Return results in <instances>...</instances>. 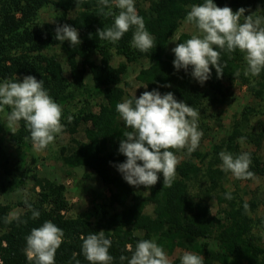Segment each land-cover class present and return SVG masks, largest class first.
Masks as SVG:
<instances>
[{
	"label": "trees",
	"instance_id": "obj_1",
	"mask_svg": "<svg viewBox=\"0 0 264 264\" xmlns=\"http://www.w3.org/2000/svg\"><path fill=\"white\" fill-rule=\"evenodd\" d=\"M142 2L134 0L137 14L144 18L146 28L157 44L148 53L131 47L133 30H129L116 44L99 40L97 29L111 26L113 17L101 14L98 0H84L79 7L75 0H0V82L5 79L22 80L26 75L44 80V88L62 107L61 123L65 126L64 132L70 135L68 144L61 148L63 161L67 165L90 168L109 190L108 201L100 207L94 206L93 219L73 217L68 214L70 204L65 196V186L47 178L40 179L33 172L32 178L40 189L27 200L33 209L40 212V216L32 219V211L23 199L19 202L23 208L19 216L20 221L26 223L16 220L5 223L11 206L0 203V264H32L24 252L26 236L32 228L45 221H52L64 233L63 242L55 254V264H76L77 260L80 264H90L82 253L80 237L98 234L101 230L112 242L109 249L113 257L111 264H128L127 260L121 262L119 259L121 255L131 258L132 252L126 246L131 244L134 250L138 241L152 240L154 236L168 238L174 245L187 249L196 248L202 239H214L221 247L219 251L196 254L203 257V264H264V247L255 244L251 238L253 226L257 223L251 213L257 204L225 187L230 172L220 169L222 145H215L211 153L203 151L199 144L191 155L186 150L170 149L179 159L170 188H163L162 173L158 174L155 186L146 188L128 184L118 171L116 165L127 159L119 152L120 141L124 139L122 133L131 129L119 119L116 104L134 96L129 90L131 84L124 79L131 62L145 58L153 61L140 69L137 79L147 85V91L172 92L178 101H184L197 110L200 114L198 130H206V120L213 114L211 109L218 103L219 95L224 94L225 81L235 79L237 70L241 75L236 79L249 83L255 95L264 99V70L258 77H245L243 70L246 64L239 50L231 54V59L228 53H222V62H227L223 77L218 78L212 67L211 77L203 84L192 77L191 67L187 71L175 69V54H167L166 48L191 6L204 0H151L149 6ZM214 2L218 6L227 4L233 11L243 7L247 9L245 15L255 12L264 16V0ZM44 7H52L62 15L55 22L43 21L40 12ZM112 11L118 13L119 10L113 6ZM72 12L75 14L70 17ZM65 23L78 29L81 43L74 48L70 41L61 43L55 39L57 25ZM192 35L182 32L177 43ZM53 47H59V53L47 54L46 50ZM91 52L98 53V62L91 59ZM114 54L125 60L115 65ZM65 63L69 66L70 78L65 75ZM87 73L93 82L91 86L85 81ZM251 78L256 80L255 86ZM92 90H96L101 98L97 110L89 103L79 110L71 107L78 96L90 95ZM3 111L9 113L11 109L4 106ZM69 116L72 117L71 122L68 121ZM17 124L14 134L8 131V142L19 148L31 145L24 121ZM81 132L83 137L79 136ZM252 135V141L260 146L264 140V121L260 131ZM236 148L231 147V151H236ZM250 155L249 170L254 174L263 171L264 161L255 153ZM195 186L196 190L193 189ZM229 192L232 199L225 196ZM211 200L218 203V214L212 211ZM245 202L249 205L247 211ZM224 247L230 251H224ZM171 264H181L180 258Z\"/></svg>",
	"mask_w": 264,
	"mask_h": 264
},
{
	"label": "clouds",
	"instance_id": "obj_2",
	"mask_svg": "<svg viewBox=\"0 0 264 264\" xmlns=\"http://www.w3.org/2000/svg\"><path fill=\"white\" fill-rule=\"evenodd\" d=\"M84 0H75L76 6ZM100 12L113 17L111 26L97 29L99 40L116 44L122 37L133 30L130 45L142 53L155 48L154 36L147 30L145 20L137 14L134 0H98ZM118 13L112 11V7ZM105 8L108 9L105 12ZM247 9L241 7L233 11L231 7H219L214 0H204L193 4L187 12L185 22L193 24L199 34L177 43L172 49L173 61L177 70H188L199 83L203 84L211 77L212 67L217 77L222 78L227 62H222V53L231 54L239 50L243 54L246 67L245 77H258L264 70V16L255 12L245 15ZM71 17V16H70ZM90 38L92 34H89ZM55 39L61 43L70 41L74 48L81 43L78 29L65 23L57 25ZM173 41H179L175 36ZM241 75L240 70L234 73L235 79ZM255 86V81H252ZM118 86V85H117ZM170 87V85H168ZM147 88V85L144 86ZM4 106L11 109L6 115L7 128L14 134L15 125L21 120L30 133L34 151L46 149L54 143L56 137L64 132L61 123L62 107L44 88V80L26 75L22 80L5 79L0 82V111ZM119 119L130 131H124L120 141L119 152L127 157L117 166L123 179L132 186L151 188L163 174V188L172 187L178 158L174 151L186 150L191 155L199 147L203 132L198 130L199 112L184 101H178L172 92L161 94L158 90L144 91L139 98L136 94L116 104ZM72 121V117H68ZM240 138V143L244 142ZM222 161L220 169L231 173L236 179L254 178L250 171L251 155L241 152L238 155L222 150L219 153ZM232 199V194H225ZM25 204L32 211V219L40 216L38 210L25 198ZM249 205L244 203L247 211ZM20 221L19 214L13 212L5 218V223ZM63 230L52 221H45L41 226L32 228L26 236L25 255L32 264H55V254L63 242ZM82 253L90 264H111L113 257L109 254L111 239L106 238L104 231L81 236ZM127 250L131 258L121 255L120 261L128 264H171L163 247L154 240L144 239L137 242L135 249L131 244ZM75 255V254H74ZM181 264H203V257L185 252L180 258ZM76 264H80L77 260Z\"/></svg>",
	"mask_w": 264,
	"mask_h": 264
},
{
	"label": "rangeland",
	"instance_id": "obj_3",
	"mask_svg": "<svg viewBox=\"0 0 264 264\" xmlns=\"http://www.w3.org/2000/svg\"><path fill=\"white\" fill-rule=\"evenodd\" d=\"M142 1L145 6H149L151 3V0ZM225 6L228 5L222 4L219 7ZM74 14L75 12H72L70 16ZM61 15V11L52 7H44L40 12V19L55 22L56 18ZM182 32L193 35L199 34L195 26L186 23L185 20L174 35L175 38L178 39ZM172 38L166 48L167 54H173L172 49L177 45V41H173ZM46 53L49 55L58 54L59 47L49 48ZM90 57L97 62L100 60L97 52H91ZM124 60L125 58L122 56L114 54L113 63L115 65ZM152 62L145 58L128 64V72L124 79L131 84L130 92L133 95L136 94L138 98L144 91H147V88L144 87L145 84L137 79V75L142 67L149 66ZM64 69L65 75L70 78V69L66 63ZM253 80L256 81L251 78V83ZM85 81L89 86L93 85L89 73L86 74ZM100 101L99 93L92 90L90 95L82 94L78 96L71 107L74 110H79L87 107L86 104L89 103L90 107L97 110ZM211 112H213L211 118L206 120V130L199 129L203 132L200 140V147L203 151L213 153L212 150L215 145H222L221 151L226 150L234 156L238 154L237 151L239 150L255 153L264 161V140L258 146L250 137L251 134L254 135L260 131L264 121V99L255 95V91L251 89L249 83H244L240 79H227L224 94L219 95V101L211 109ZM245 112L247 113L245 114ZM6 115V112L0 111V203L10 205V213H21L23 208L19 205V202L25 198L34 197L36 191L40 189L36 186L37 183L34 178H32V174L35 172L40 179L47 178L65 186V196L70 204L68 211L70 216H85L93 219L95 217L93 214L95 211L94 206L98 205L100 207L108 201L109 190L102 179L90 168L83 165H67L63 161L61 148L68 144L70 140L69 133L63 132L58 135L54 143L39 152L34 151L32 143L19 148L8 142V131H11V129L7 128ZM17 126L18 124L15 125V128ZM79 136L83 137V133L81 132ZM241 137L245 138L243 143H240ZM229 144L230 147H228ZM236 146V151H231V147ZM22 178L23 180H21ZM225 187L245 200L254 201L257 204L251 213L257 222L253 226L251 238L255 244L264 247V170L254 174V178L245 180L236 179L229 173ZM196 188L195 186L193 189L196 190ZM211 206L212 211L218 214L220 207L216 200H211ZM137 233L141 232L138 231ZM152 240L163 247L170 262L181 258L185 252L196 255L201 251L213 252L219 251L221 248L212 238L200 240L194 249L174 245L168 238L154 236ZM224 251L229 252L230 250L228 247H224Z\"/></svg>",
	"mask_w": 264,
	"mask_h": 264
}]
</instances>
